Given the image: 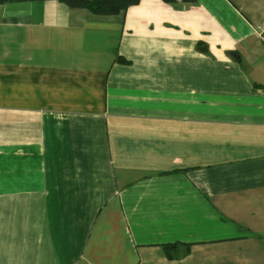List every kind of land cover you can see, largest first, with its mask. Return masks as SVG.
Segmentation results:
<instances>
[{"label":"crops","instance_id":"1","mask_svg":"<svg viewBox=\"0 0 264 264\" xmlns=\"http://www.w3.org/2000/svg\"><path fill=\"white\" fill-rule=\"evenodd\" d=\"M43 1L0 4V264H264V0Z\"/></svg>","mask_w":264,"mask_h":264},{"label":"trees","instance_id":"2","mask_svg":"<svg viewBox=\"0 0 264 264\" xmlns=\"http://www.w3.org/2000/svg\"><path fill=\"white\" fill-rule=\"evenodd\" d=\"M26 1H43V0H0V4L9 3V2H26ZM56 1L63 3L70 8L87 9L93 14L113 15V14H118L120 12H124L128 7L139 3L140 0H56ZM164 1L173 2L174 0H164ZM117 59L126 62L125 59L121 57H117ZM178 245L181 244L180 243L163 244L165 254L172 257L173 254L171 253V251L173 248H175ZM182 247L183 248L180 250L181 252L187 250V246L186 247L182 246Z\"/></svg>","mask_w":264,"mask_h":264},{"label":"built area","instance_id":"3","mask_svg":"<svg viewBox=\"0 0 264 264\" xmlns=\"http://www.w3.org/2000/svg\"><path fill=\"white\" fill-rule=\"evenodd\" d=\"M177 11H188L191 8V0H174L173 1ZM257 33L260 40L264 43V23L257 26Z\"/></svg>","mask_w":264,"mask_h":264},{"label":"rangeland","instance_id":"4","mask_svg":"<svg viewBox=\"0 0 264 264\" xmlns=\"http://www.w3.org/2000/svg\"><path fill=\"white\" fill-rule=\"evenodd\" d=\"M56 1V0H55ZM34 2H45V1H34Z\"/></svg>","mask_w":264,"mask_h":264}]
</instances>
